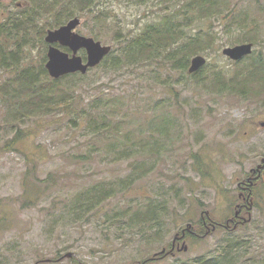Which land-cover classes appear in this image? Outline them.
<instances>
[{
    "label": "rangeland",
    "instance_id": "rangeland-1",
    "mask_svg": "<svg viewBox=\"0 0 264 264\" xmlns=\"http://www.w3.org/2000/svg\"><path fill=\"white\" fill-rule=\"evenodd\" d=\"M20 1L24 5L17 7ZM231 1L246 10L250 20L259 19V24L249 23V30L253 37L260 36L254 55L264 57V0ZM175 3L177 0H94L92 11L80 16L77 30L88 36L96 34L97 40L116 48L114 37L119 31H138L165 13V6ZM76 4L79 9L80 0ZM26 5L24 0H4L0 14L18 12L17 8ZM222 23L217 19L191 23L212 27L219 38L201 54L207 58L203 67L208 68L200 82L189 76V68L175 70L162 60L119 68L101 63L84 78L63 80L65 85L75 82L73 94L82 113L93 100L111 98L103 102L116 110L114 119L122 123L121 134L117 128L114 134L103 128L93 130L87 118L58 112L22 123L31 135L23 141L21 152L3 147L14 137L18 124L5 121L6 108L0 103V264H181L210 256L230 240L241 246L240 255L230 264H264L263 179L254 186L250 223L234 231L220 228L204 237H190L181 242L182 250L145 262L156 254L161 256L163 249L169 250L176 234L188 223L197 225L203 211L217 220L233 217L240 202L238 181L263 163L264 92L257 97L223 92L211 81V71L207 73L218 66L232 74L246 63L236 64L223 54L225 47L236 44L228 43L231 35L221 31ZM48 29L53 27L46 29L44 43L39 31L33 32L27 56L21 54L22 65H46ZM9 41L12 48L15 42ZM83 50L79 54L87 61ZM15 72L12 65L0 69V82ZM158 119L167 125L162 137L156 130ZM152 123L156 125L150 128ZM126 131L135 137L128 139ZM115 135L126 148L113 144ZM142 137L154 147H142L138 141ZM25 153L39 158L40 163L35 164ZM136 166L146 170L138 172L140 176L131 184L123 185V180L129 182L136 176ZM198 168L205 173H198ZM29 172L30 184L41 190L34 204L25 199L24 178ZM50 174L56 181H45ZM120 184L124 189L118 193L110 188ZM105 190L114 196L99 198ZM150 200L161 203L164 212L162 222L150 232L152 240L127 218L116 215L121 207ZM243 215L248 217L246 212ZM205 231L199 232L203 235ZM68 252H75L76 260H59Z\"/></svg>",
    "mask_w": 264,
    "mask_h": 264
},
{
    "label": "trees",
    "instance_id": "trees-1",
    "mask_svg": "<svg viewBox=\"0 0 264 264\" xmlns=\"http://www.w3.org/2000/svg\"><path fill=\"white\" fill-rule=\"evenodd\" d=\"M20 2L24 5L22 1ZM24 2L27 5L17 8L18 12L0 14V69L9 68L12 65L13 70H16L11 75L12 77L0 82V103L3 108H6L5 121L12 125L18 124L14 137L6 140L3 147L24 152L23 141L31 135V132L23 130L22 123L34 118L44 119L58 112L69 115L76 113L80 118H87L89 125L95 127L92 128L93 130L103 128V130L114 134V129L117 128V133L121 134L122 131L119 129H122V123L114 119L116 110H112L111 105L103 102L110 101L111 98L102 97L93 100L89 105V110L87 112L83 110L84 113H82L81 108H77L75 93L73 94L76 92L75 82H70L67 85L62 83L67 78H84L85 74L76 72L60 78H52L45 63L21 64L22 55L23 58L27 56V47L34 31H39L40 40L44 43L43 37L47 28L58 27L72 17H80L88 11H92L94 0H80L79 9L76 0H24ZM2 3L3 1L0 2V5ZM165 8L167 10L165 13L158 15L152 21H147L138 31L133 33L119 31L114 37L116 48L113 47L111 53L101 63L104 65L111 63L112 66L119 68L121 65L131 66L162 60L175 70L187 71L193 56L208 52L219 40L218 32L212 27L191 24L204 19L223 20L220 25L221 31L231 35L228 42L231 45L253 42L255 46L259 41L260 36L253 37L249 30L251 27L249 23L259 24V19L254 17L250 20L246 10L239 9L231 0H177L173 6L170 8L165 6ZM185 27L191 28L188 29L189 32ZM94 37L97 38L96 34ZM8 40H14L15 44L12 48H10ZM64 49L69 50L65 47ZM254 52L242 60L234 61L236 64L246 63L245 66L239 67L232 74L218 66L209 69L207 73L210 75L211 71V81L223 92L257 97L264 92V57L262 55L255 56ZM207 68L202 67L197 72L189 73V76L197 78V81L200 82L203 79H199V77ZM158 121L156 130L162 137L167 125H163L160 122L161 119ZM155 125L152 123L150 128ZM124 127L128 128L127 122ZM150 133L153 135L151 131ZM126 135L128 139L135 137L131 131H126ZM118 136H114L117 137L116 141L112 137L113 144L116 146L122 144L126 148V143L122 142ZM138 141L142 147L149 146V149L154 147L153 142L148 141L147 138L142 137ZM25 154L27 155V153ZM30 159L35 164L40 163L37 157ZM145 170L146 167L143 166L134 167L136 176L132 177L129 182L123 180V185L134 182L140 176L138 172L141 173ZM196 171L200 174L205 173L202 168H198ZM30 175L31 172L24 178L25 191L27 192L25 199L30 204H34L35 200L40 197L41 190L30 184ZM249 175L251 172L247 176ZM50 180L56 181V177L50 174L49 179L47 178L45 181ZM28 183L30 187H28ZM110 188L117 193L124 189L121 184L118 187L112 185ZM102 195L105 198L114 196L109 190L100 192L98 197L101 198ZM116 215L127 218L134 228L146 232V239L152 240L154 235H150V232L156 230L158 223L162 222L164 212L161 203L150 200L139 206L131 204L121 207ZM145 226H148L149 230H145ZM155 233L156 237L161 236L159 232ZM240 247L238 241L230 240L224 248L218 246L210 256H199L192 262L182 261L181 264H230L233 258L240 255ZM171 249L172 247L169 250L165 249L162 255L157 257L168 255ZM217 250L221 251L215 255ZM156 259L158 258L154 256L145 262H152ZM71 260L76 259L72 257ZM78 263L80 264L79 261Z\"/></svg>",
    "mask_w": 264,
    "mask_h": 264
},
{
    "label": "water",
    "instance_id": "water-1",
    "mask_svg": "<svg viewBox=\"0 0 264 264\" xmlns=\"http://www.w3.org/2000/svg\"><path fill=\"white\" fill-rule=\"evenodd\" d=\"M3 0H0V2ZM18 3V6H22ZM81 24V18L75 16L59 27L48 29L45 40L50 44L47 52L48 61L46 68L52 78H60L66 74L80 72L86 74L90 68L98 66L103 59L111 53L113 46L104 44L93 36L80 33L77 28ZM68 47L71 50L62 49ZM81 49L87 52V61L79 54ZM254 50L253 42L239 43L234 46H227L223 49V54L234 61H239L251 55ZM207 63L204 55L198 54L191 60L189 72L199 71ZM264 161V159H263ZM165 249L162 250L164 252ZM169 254V253H168ZM76 256L75 252H68L60 260ZM156 257V256H155Z\"/></svg>",
    "mask_w": 264,
    "mask_h": 264
},
{
    "label": "flooded vegetation",
    "instance_id": "flooded-vegetation-1",
    "mask_svg": "<svg viewBox=\"0 0 264 264\" xmlns=\"http://www.w3.org/2000/svg\"><path fill=\"white\" fill-rule=\"evenodd\" d=\"M252 172H255L252 174ZM264 180V162L256 168V170L251 171V175L247 176L245 179L238 181V188L240 189L239 198L240 202L236 204L237 209L235 210L233 217L216 220L211 217L210 212L203 211L202 218L196 222L197 225L188 223L185 228L179 231L172 243L171 254H174L175 250H182L180 247L181 242H185L190 237H204L209 231H216L220 228H225V230L234 231L239 226L246 225L251 221V211L254 209V197L253 190L258 180ZM246 193V194H245ZM248 213V217L243 214ZM232 223V226H231ZM197 227V228H196ZM196 228V229H195ZM205 229V234H201L199 231ZM187 247H184L186 250ZM159 258V257H155Z\"/></svg>",
    "mask_w": 264,
    "mask_h": 264
}]
</instances>
